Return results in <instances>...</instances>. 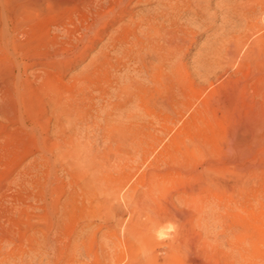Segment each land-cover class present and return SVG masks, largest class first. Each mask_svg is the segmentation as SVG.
I'll return each mask as SVG.
<instances>
[{"label": "rangeland", "instance_id": "rangeland-1", "mask_svg": "<svg viewBox=\"0 0 264 264\" xmlns=\"http://www.w3.org/2000/svg\"><path fill=\"white\" fill-rule=\"evenodd\" d=\"M226 1L210 28L180 12L182 67L120 117L121 34L47 1L16 28L0 0V264H264V8L256 32ZM47 88L78 111L58 149Z\"/></svg>", "mask_w": 264, "mask_h": 264}, {"label": "bare ground", "instance_id": "bare-ground-1", "mask_svg": "<svg viewBox=\"0 0 264 264\" xmlns=\"http://www.w3.org/2000/svg\"><path fill=\"white\" fill-rule=\"evenodd\" d=\"M42 1L53 3L57 7L81 6L87 9L91 16H95V14L98 13V15L96 17H93L91 23L85 28L86 31H96L97 26H99L100 24H105L107 25L109 31L108 36L110 40L116 38L115 34L117 33L122 35L121 39H119V42L121 45H123V48L116 53H118V56L124 61L123 64L126 67L125 69L127 73L126 83L124 84V86L118 89V91L124 97V103L122 105H119V108L117 106V112L118 114H120V117L128 115L132 106H143L144 99L147 97L146 90L149 87L148 82H151V84H155L154 82H156V84L161 82L162 78L160 77L159 72L165 73L166 71H168L170 73V76L165 78L168 79L171 78L172 75H175L182 67L181 60L179 59V54L184 44H187V42L185 41L187 40L189 34H192V30L187 25H182L181 23H179L180 12L182 11L184 13H189L192 16L191 20L198 22L199 25L210 28L211 22L215 18V11L225 9L226 6H230L229 3L231 2L226 0H112V2L116 6L112 9V11H110L111 20H107L106 18L108 16L102 8H105L109 0H12L14 4V7L12 8L14 10V15L10 16V18L8 17L9 23L13 24L16 28L21 27L26 22V20H28L32 9L36 8L37 10V7H39V4ZM150 1L153 2L158 8L157 12L139 15L135 13V9L138 6H140L142 3H148ZM244 1L245 0H232V2H234L235 4L233 6L231 5V9L235 12V14L240 16L243 15L246 18V21L244 20L246 29L251 31L256 30V32H258L260 31V25L255 19H251L252 13L254 12L255 7L257 8V5H259L260 9L264 8V3H260V0H254L255 4H251L250 8H248L243 5ZM211 10L212 13H210ZM7 26L5 24L4 32H2L3 35L1 33V36L3 37L2 39H4L5 37L4 41H6L7 39V33H10V29H8ZM22 31H20V33H24V31ZM13 36L14 34L12 33V37ZM16 37L19 39L18 36ZM23 39L25 40V38ZM31 49L33 51L32 46ZM31 49L29 48V50ZM25 50L26 48L24 49V51ZM26 52L29 53L28 50ZM99 53L101 54L102 51H99ZM177 53H179V57H177ZM217 55H219V52ZM60 81L59 83L62 84ZM47 82L49 83L51 82V80ZM51 83L53 84V82ZM53 86H55V84H53ZM45 87H43L44 90L46 89ZM60 87L64 88L65 90V85L64 87L62 85ZM14 91H17V89H15ZM47 92L49 94L51 93L49 90ZM49 94L47 95V97L49 96ZM19 96L22 97L21 95ZM50 97H52V99H48L49 103L47 104V108H42V112H40L48 121L52 123L50 127L52 133L55 136V140L52 142V146L58 149L61 146V141L64 139V134L67 126L72 125L70 127V130H76L73 127L76 124V120L73 119V117L77 115L76 112L78 111H76L77 107L75 106V104L67 100V94H63L60 91H55V94L51 93ZM151 115L153 116V114ZM79 153H81V150L77 148V153L75 152V155L77 156ZM79 157L84 159V157H82L80 154Z\"/></svg>", "mask_w": 264, "mask_h": 264}]
</instances>
